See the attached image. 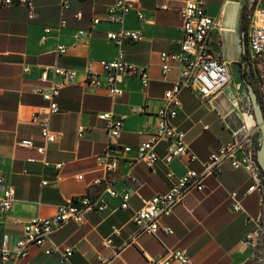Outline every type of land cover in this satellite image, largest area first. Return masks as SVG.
I'll return each instance as SVG.
<instances>
[{
  "label": "crops",
  "instance_id": "obj_1",
  "mask_svg": "<svg viewBox=\"0 0 264 264\" xmlns=\"http://www.w3.org/2000/svg\"><path fill=\"white\" fill-rule=\"evenodd\" d=\"M32 1L37 7L34 20H29L27 10L20 6L0 9V174L15 190L11 211L0 213V251L4 236H8L10 248L21 238L22 226L14 225L16 219L26 222L38 216L51 217L68 199L99 194L107 182L117 189L127 186L124 178L133 153L121 155L117 169L109 174L97 164L96 156L107 143L105 122L99 116L127 115L120 143L135 148L145 138L139 132L149 134L155 130V113L179 75L178 65L172 63V70L163 76L160 55L180 50L178 9L182 0H137L144 20L140 21L137 13L132 12L123 27L139 31L144 40L126 42L122 48L127 60L148 69L151 83L145 91L138 79H128L124 95L118 99H112L104 87L89 86L85 71L92 63L104 79L98 63L117 55L118 47L107 39V33L121 27L104 21L92 25V19L104 17L107 7L116 0H72L65 13L59 8L60 0ZM202 1L207 13L217 20L209 40L210 51L229 66L231 83L205 104L190 91L180 95L182 110L175 124L185 132L200 161L190 164L177 159L169 167L158 164L154 168L137 165L134 175L140 184L134 186L137 193L132 196L130 210H121L118 199H108L105 212H91L83 224L70 223L51 236L45 247L72 249L74 254L68 261L61 262L59 252L48 256L43 248L31 247L28 259L18 264H101V260L106 264H153L154 260L168 258L170 251H185L193 264H264V243L245 242L255 228L246 223L247 214L251 218L258 216L260 196L254 193L243 200L245 212L232 211L229 194L237 191L243 197L253 181L247 172L229 164L219 177L207 181L204 192L189 194L170 217L162 220L161 227H169L173 234H139L133 222V211L142 208L144 200L170 190L169 169L178 177L189 170L200 172L201 163L230 142L236 131L253 132L250 117L246 118L248 127H244L235 111L237 98L231 86L232 78L240 73L244 78L252 75L247 63L248 31L243 29V14L249 0ZM164 5L167 10L161 9ZM79 13L82 18H78ZM62 19L66 26L60 28ZM46 27L52 32L42 44ZM81 30L85 32L83 36H79ZM60 45L66 47L65 54H57ZM54 67L74 71V84L54 75ZM44 73L49 76L48 82L41 80ZM52 83L65 87L56 99L59 113L51 120V130L58 139L46 145L40 128L31 119L38 108L47 105L35 91L46 90ZM240 93L251 105L244 86ZM251 120L256 128L255 118ZM27 139L36 147L45 145L46 152L40 155L35 148L21 147L19 143ZM57 164L63 167L56 170ZM58 177L61 180L56 181ZM44 180L49 182L48 186L42 185ZM96 180L107 181L98 185Z\"/></svg>",
  "mask_w": 264,
  "mask_h": 264
},
{
  "label": "built area",
  "instance_id": "obj_2",
  "mask_svg": "<svg viewBox=\"0 0 264 264\" xmlns=\"http://www.w3.org/2000/svg\"><path fill=\"white\" fill-rule=\"evenodd\" d=\"M72 0H60L59 7L65 13L71 6ZM137 0H116L106 9L104 17L92 19V25L97 26L101 22L120 26L118 31L107 33V39L118 47L115 58L111 60H101L98 64L101 68L104 79L95 70L94 64L87 65L86 83L95 88L104 87L112 99L121 98L124 95V84L128 79H138L143 90L150 87L151 76L146 67L130 62L122 46L126 42H142L144 37L139 31L124 29L127 17L136 12L140 21L144 20L143 12L137 6ZM12 6H20L27 9L29 20L37 17V7L32 0H0V9ZM167 10L168 6L161 7ZM181 20L179 40L180 50L178 52H163L160 55L161 70L166 76L172 70V63H176L179 68L177 80L172 88L165 92L164 102L156 111L155 130L149 134L139 132L140 136H145L135 147L124 146L120 143L124 123L127 115H114L104 113L99 116L105 122L107 131V143L103 151L96 156L98 166L107 174L117 169L121 155L134 154L131 160V167L124 181L127 186L117 189L114 184L107 182L104 189L96 195H85L68 199L63 205L57 208L56 213L51 217H35L26 222L19 219L14 221L15 226H22L21 238L13 248L8 246L9 238L4 236L0 259L2 264H18L28 259L31 247L43 248L46 255L50 256L54 251L60 253L61 262L68 261L74 254L70 248L62 249L59 246L46 248L51 236L63 229L70 223L83 224L87 214L91 212L102 213L108 209V199H118L121 210H130L131 199L137 191L134 186L139 185V179L134 175V168L143 164L149 168H154L158 164L169 167L177 159H185L188 163L199 162V157L193 151L191 145L186 140V134L175 124L182 102L180 95L184 91L192 92L201 104L207 103L214 96L221 93L231 80L229 66L214 56L209 48L211 33L217 25V20L207 13L202 0H182L178 9ZM78 18H82L79 13ZM248 33L247 42L249 48L248 67L256 82L257 94L264 113V4L248 13ZM66 21L62 19L59 27H65ZM50 27L44 29L41 43L44 44L49 34ZM79 36L85 32L79 31ZM66 47H57V54H65ZM54 75L64 77L69 84H74L76 73L74 71L53 68ZM47 73L42 75V82H48ZM64 84L52 83L46 90H37L36 94L41 95L47 103L40 107L33 114L31 122L40 128L41 137L46 145L57 142L58 135L51 130L52 117L59 113L56 99ZM247 97V96H246ZM248 102L250 104L249 98ZM251 107V105H249ZM208 129V127H205ZM253 132L239 130L233 134L230 142H227L213 153L207 161L202 162V170H189L182 177H178L172 170H168L167 178L171 183V188L166 193H159L148 200L143 201V207L133 211V222L138 227L139 234L157 235L163 231L165 234H173L169 227H161V222L170 217L178 205H182L186 197L193 192H204L207 189V181L210 178L219 177L226 164L233 169H242L247 172L253 181V185L248 188L243 197L237 191L229 194L230 207L235 213L245 212L243 200L254 193L260 196L259 214L256 218H251L247 214L246 223L254 225V231L246 237V244L264 243V177L257 163V150L260 147L261 139L257 142L253 139ZM24 148H35L37 153L43 155L46 147H36L32 140H23L19 143ZM163 151V154H161ZM46 166H51L45 162ZM62 164L54 166L60 170ZM83 180L82 176L78 177ZM61 180L60 177L56 181ZM107 180H96V184L102 185ZM42 185L48 186L47 180L42 181ZM15 201V190L7 180L0 174V213L6 214L11 211ZM111 241L108 240L107 244ZM193 264L185 251H170L169 257L165 260H154L153 264ZM105 261L101 260V264ZM106 264V263H105Z\"/></svg>",
  "mask_w": 264,
  "mask_h": 264
},
{
  "label": "rangeland",
  "instance_id": "obj_3",
  "mask_svg": "<svg viewBox=\"0 0 264 264\" xmlns=\"http://www.w3.org/2000/svg\"><path fill=\"white\" fill-rule=\"evenodd\" d=\"M263 4H264V0H249L248 1V9H247V11L248 12H250V11L253 12L256 8L261 7ZM244 80H246L248 83H251L254 86V88H255V90L257 92L256 82L254 81L253 75L249 74V75H246L245 78H244L243 74L240 73L239 75L233 77L231 86H232V88H234V92H235L236 98H237L234 107L236 109L235 111L237 112V114H239L241 116V118H242L243 126L244 127H246V126L248 127L249 123L252 125V131H253V134H252L253 136L252 137L257 142L259 139H261V133H260L259 129L257 128V126L255 128V126H253V122L251 123V121H252L251 117L254 120L252 107H249L246 104L245 97L240 93L241 89H243V86L245 87V85H242V82H240V81L244 82ZM239 84H240V88H238ZM245 90H246L245 95L248 98V93H247L246 87H245ZM247 117H250L249 118V120H250L249 123L247 122V119H246ZM255 216H256V214L253 215V217H255Z\"/></svg>",
  "mask_w": 264,
  "mask_h": 264
},
{
  "label": "water",
  "instance_id": "obj_4",
  "mask_svg": "<svg viewBox=\"0 0 264 264\" xmlns=\"http://www.w3.org/2000/svg\"><path fill=\"white\" fill-rule=\"evenodd\" d=\"M244 85L247 89L248 98L251 102V107L253 110V115L255 118V123L257 128L259 129L261 133V145L257 151V162L258 165L264 174V114L263 109L261 106V103L259 101L257 92L254 88V86L251 83H248L246 80H244Z\"/></svg>",
  "mask_w": 264,
  "mask_h": 264
},
{
  "label": "trees",
  "instance_id": "obj_5",
  "mask_svg": "<svg viewBox=\"0 0 264 264\" xmlns=\"http://www.w3.org/2000/svg\"><path fill=\"white\" fill-rule=\"evenodd\" d=\"M248 11L245 9L243 14V29L245 32L248 31Z\"/></svg>",
  "mask_w": 264,
  "mask_h": 264
},
{
  "label": "bare ground",
  "instance_id": "obj_6",
  "mask_svg": "<svg viewBox=\"0 0 264 264\" xmlns=\"http://www.w3.org/2000/svg\"><path fill=\"white\" fill-rule=\"evenodd\" d=\"M34 5H35V4H34ZM12 7H13V6H12ZM23 8H24V7H23ZM59 8H60V7H59ZM25 9H26V8H25ZM26 10H27V9H26ZM230 83H231V80H230ZM229 85H230V84H229ZM229 85H228V86H229ZM228 86H227V87H228ZM260 145H261V144H260Z\"/></svg>",
  "mask_w": 264,
  "mask_h": 264
},
{
  "label": "flooded vegetation",
  "instance_id": "obj_7",
  "mask_svg": "<svg viewBox=\"0 0 264 264\" xmlns=\"http://www.w3.org/2000/svg\"><path fill=\"white\" fill-rule=\"evenodd\" d=\"M264 114V113H263ZM258 151V150H257ZM256 158H257V155H256ZM258 163V162H257ZM260 168V167H259ZM261 170V169H260ZM262 172V171H261ZM263 174V173H262ZM263 177H264V174H263Z\"/></svg>",
  "mask_w": 264,
  "mask_h": 264
}]
</instances>
